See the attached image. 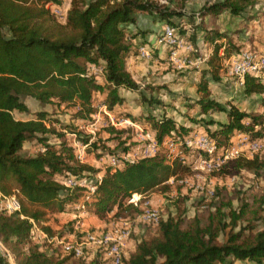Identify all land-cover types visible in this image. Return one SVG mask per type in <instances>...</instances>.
<instances>
[{
	"label": "trees",
	"instance_id": "obj_1",
	"mask_svg": "<svg viewBox=\"0 0 264 264\" xmlns=\"http://www.w3.org/2000/svg\"><path fill=\"white\" fill-rule=\"evenodd\" d=\"M187 1L0 0V200L14 197L19 204L17 211L0 210V242L15 264H73L71 258L78 259L80 264H112L101 248L92 255L89 251L92 247H87L83 256L73 257L33 238V226L53 236L54 231L48 224L50 214L74 213L72 206L83 202L88 193L85 186H66L63 178L68 175L82 178L85 174H96L99 169L76 156L74 146L62 131L74 133L71 125H61L59 131L52 125L55 122L47 124L43 111L37 112L34 119L14 118L12 111L28 110L21 99L23 96L42 104L76 106L74 117L80 120L95 111L93 99L99 96L98 103L116 117L124 115L132 121L144 118L150 122L158 152L136 160L119 156L121 164L116 170L111 172L109 166L104 169L101 179L93 181L94 192L84 201L97 217L106 216L110 211L115 218L124 210L138 212L137 206L126 203L131 194L158 187L165 190L169 177L176 179L190 170L189 163L179 157L168 163L163 147L165 138L177 139L188 133L186 127L165 115L149 114L140 119L122 113L125 110L121 89L139 93L141 101L147 100L126 67V59L137 53L133 39L143 33L141 29L129 27L136 23L139 13L174 27L194 47L200 37L211 48L204 67L198 70L196 91L200 97L196 104L203 112L215 110L225 114V122L205 121V125L216 126L205 129L216 149L230 145L234 133H245L252 138L264 136V110L247 112L231 103L226 108L210 96L208 80H220L222 61L241 49L227 38L229 33L207 28L202 21L204 16L222 11L240 16L255 0L205 3L189 13L200 19L191 31L180 23ZM64 2L67 9L62 20L45 7L47 3L63 6ZM223 39L225 44L220 41ZM90 66L98 67L99 74L91 72ZM241 89L245 96L262 95L264 109L262 77L245 74ZM148 100L159 103L155 98ZM104 130L113 134L105 140H120L121 153L130 149L123 146L126 142L121 140L123 129L109 125ZM50 137L56 141H50ZM31 138L42 149L26 154L22 152V143ZM89 138L78 134L75 137L83 144H88ZM99 141L89 144L95 147ZM179 148L184 158L191 151L205 155L184 144ZM263 167L264 161L256 152L250 157L238 155L229 159L213 172L235 175L244 170L257 174ZM249 210L247 202L241 201L233 208L228 201L225 206L215 205L205 217L197 213L188 219L181 214L167 215L153 224V235L133 240V248L121 264H234L235 260L263 264L264 228L255 230L253 222L260 217L256 209L248 215ZM0 264H8L6 258L0 256Z\"/></svg>",
	"mask_w": 264,
	"mask_h": 264
},
{
	"label": "rangeland",
	"instance_id": "obj_2",
	"mask_svg": "<svg viewBox=\"0 0 264 264\" xmlns=\"http://www.w3.org/2000/svg\"><path fill=\"white\" fill-rule=\"evenodd\" d=\"M212 1L213 0H188L183 9L184 16L180 18V23L184 24L186 29L191 31L195 28V25L199 23L200 19L197 15H191L189 13H192L203 4ZM245 14L250 17V20L252 19L251 23H258L257 25L263 28L264 0H255L252 5L248 6ZM216 19V15L208 14L202 18V21L207 28H214V21ZM229 21L232 22L233 20ZM251 23H249L250 26L246 25L241 29H236V25H233L232 29L237 32L232 30L233 32H230L227 38L237 45L239 44V40L236 36H253V25ZM220 41L224 44L226 43L224 39ZM186 42L188 43V41ZM191 46V50L184 53L192 63H182L181 66L177 67L176 64H172L171 61H169L167 50L166 58L168 63L157 58L151 63L140 65L139 70H137L138 72L132 71L135 79L139 85H141V92L146 96L147 100L141 101L139 93L135 94L130 92L124 105L125 108L122 107V109L126 110L122 113H129L140 119L142 116L149 114L155 117L165 115L174 118L177 125L186 127L189 130L188 133L180 137L178 136L177 139H173L176 141L175 151L178 157L183 159L182 161L185 163H189L190 170L188 173L176 179L174 177H169L165 181L168 185L165 190L158 187L142 193L136 205L139 209L138 212L131 209L124 210L121 216L116 217L117 219L115 220H118V225L120 224V219L126 221L128 224L130 233L126 243L133 244L134 239L149 237L154 233L153 224L155 223L146 221L140 216L144 205H146L145 207L155 209L159 219L165 218L167 215L177 214H181L188 219L196 213L205 217L209 211H212L215 205L225 206L229 201L231 207L237 208L239 203L244 201L247 202L250 207L247 214L249 215L251 213L250 211L256 209L257 215L260 217L257 221L253 222L256 225L255 230L264 228V167L257 174L243 170L235 175H220L216 174L215 171L213 172L215 168L210 169L207 165L203 164L202 159L206 161L215 159V157L222 154L224 150L234 145L238 140L237 135L247 134L234 133L231 137V144L220 149H216L214 141L209 138V133L205 129L211 130L216 126L215 124L205 125V121L213 120L225 122L226 117L223 112L215 110L203 112L196 104V100L200 97V94L196 91L197 83L199 82L198 70L204 67L202 61H205L209 57L211 51H208L210 47H208L206 42L202 39L199 40L198 46ZM136 51L138 57V47ZM180 53L183 52L180 50ZM234 54L236 53H232V55ZM90 71L99 74L98 67L90 66ZM222 71L220 80H208L210 96L222 103L226 108L228 107L227 103H231L247 112L262 113L264 110L261 106L262 97H246L242 94L237 78L228 76L223 69ZM149 97L157 99L159 103H150L148 100ZM21 99L28 110L25 112L12 111V116L14 118L20 120L34 119L37 112L43 111L46 113L48 119L47 124H51V121L55 122L52 123V125L56 127L57 130H62L61 125H71L73 127L74 133H69L68 130L64 129L62 131L65 132L66 137L70 139L74 146L76 156L81 162L88 163L99 169V172L96 174H85V176L82 177L86 186H91L94 180L101 179L104 169L111 166L110 161L113 158H118L120 156L119 158L124 160H136L141 157H148L149 155L153 156L158 152L159 147L157 150H151L150 148L151 141H155V139L152 135L149 121H146L144 118L139 121H132L129 117L124 115L116 117L112 112L107 111L104 106L100 107L98 103L99 96L93 99L95 111L88 116V118L83 120L74 117L76 106H55L53 103L42 104L27 96H23ZM109 125L123 129L124 132L121 135V140L126 139L123 146L125 145L130 148L126 153H121L122 145L118 144L120 140H116L115 138L105 140L107 137H113V134H108L104 130ZM77 134L82 136L89 135V143L94 142L96 139H100V141L95 147L91 146L89 143L83 144L75 139ZM201 136H205L213 143L214 150L211 154H206V151L200 149L195 143L197 138ZM247 137L249 141H258L259 145L257 149L254 150L249 148L248 145H242L239 153L250 157L258 152L264 161V136L252 138L247 135ZM167 138L164 139L163 143ZM49 140L56 141L53 137H50ZM186 141L190 144H186ZM181 144L202 151L205 155L202 156L200 153L191 151V154L194 153V156L192 157L190 154L184 158L179 148ZM163 147L166 152L167 145L164 144ZM41 149L42 147L34 138L28 139L22 143V152L26 154H34L37 151H41ZM120 164L119 161L114 169L116 170ZM109 170L111 172L113 171L111 167ZM65 181L66 178H63V182ZM1 203L0 201V210H3ZM81 203L82 202L76 203L72 206L75 211L72 214H50L48 224L54 231L53 237L65 242H75L83 238L84 231L99 233L108 230L114 218L112 216L113 211L108 212L106 216L97 217L86 204L81 208ZM37 240L43 241L51 245V247H58L56 242L49 243L44 239ZM86 249L87 248H85L84 251H86ZM89 249L92 255L96 253L95 247ZM129 251L130 250H127L123 259L128 257ZM0 256L6 258L8 264H15L11 254L1 242ZM70 262L73 264H80L76 258H71ZM235 263L241 264L238 260H235L234 264ZM244 264H249V262L246 261Z\"/></svg>",
	"mask_w": 264,
	"mask_h": 264
},
{
	"label": "built area",
	"instance_id": "obj_3",
	"mask_svg": "<svg viewBox=\"0 0 264 264\" xmlns=\"http://www.w3.org/2000/svg\"><path fill=\"white\" fill-rule=\"evenodd\" d=\"M50 11V13L55 16L58 20H62L65 16L63 9L58 4L47 3L45 5ZM186 31L185 34H187ZM157 42L159 44H164L167 46L168 59L172 64H176L177 67L181 66L182 63H192L184 52L191 50L192 46L186 43L185 37L178 35L174 27L164 24L162 27L161 35L158 37ZM183 47V48H182ZM180 50L183 53H180ZM153 54V47L147 45H140L138 47V57L140 59H149ZM222 69L224 72L230 76L237 78L239 85L243 83V77L245 74H252L254 76L262 77L264 76V37L262 39V44L259 49H241L238 53L230 55L222 63ZM237 142L231 145L229 149L224 150L222 154L211 160H203V164L207 165L208 168H217L220 164L225 161L235 158L239 153L240 147L242 145H248L251 149H257L258 141H249L247 135L239 134L237 135ZM175 140L173 138H167L163 143L167 145L165 156L169 163L178 157L175 151ZM186 144H190L188 141ZM195 143L200 149L205 150L206 154H211L214 150L213 143L207 139L205 136L197 138ZM151 150H157L158 144L156 141H151ZM151 156V155H149ZM148 156V157H149ZM120 160L118 158H113L110 161V167L114 171V167L117 166ZM66 186H85L88 189V193L85 195L83 202L80 204L81 208L84 207L86 200L89 198V194L93 193L95 190V184L91 186H86L85 181L82 178L74 177L68 175L66 181L63 182ZM211 195V193H210ZM141 194L133 193L128 197L126 203L137 205ZM1 207L7 212L17 211L19 209V204L14 197H3L0 200ZM142 208L140 216L146 221L157 223L159 220L158 213L155 209L145 207ZM117 218H113L110 227L104 232H90L84 231L83 238L75 242H65L53 236H48L43 231L39 230L36 226H33V238L44 239L46 242L53 243L56 242L57 246L61 249L63 253L71 254L73 257H81L84 255V250L87 247L101 248L104 252V256L110 259L112 264H121L124 256V247L129 236V227L126 221L120 219V224L118 225Z\"/></svg>",
	"mask_w": 264,
	"mask_h": 264
},
{
	"label": "crops",
	"instance_id": "obj_4",
	"mask_svg": "<svg viewBox=\"0 0 264 264\" xmlns=\"http://www.w3.org/2000/svg\"><path fill=\"white\" fill-rule=\"evenodd\" d=\"M64 1H66V0H64ZM59 6L63 9V11L65 13L66 9H67V4H65V2H64L63 6L62 5H59ZM216 17H217V19L214 21V23H215L214 28L218 29L220 32H226V33L236 31V30L232 29L233 25H236V29H241L243 26H246V25L250 26L249 23H251V21H252V19L250 20V17L247 14H245V12L242 13V15H240V16H235V15H231V14L227 13L226 11H222V12H219L218 14H216ZM229 20H233L232 21L233 23L230 22ZM251 24L253 25V28H252L253 36H251V35H249L250 37H242V35L236 36V38L239 40L240 49H244V48L259 49L261 47L262 39L264 37V22L262 23L263 28L259 27L257 25L258 23L255 24V22H252ZM163 26H164V23L162 21H160L157 18L151 17L150 15H147L145 13H139L137 15L136 23L134 25L129 26L130 29H132V30H135V28L143 30V33L136 35L133 39V42L137 45V47H139L140 45H147V46L153 47V54H152L150 59H140L137 57V55L130 56L129 58L126 59L127 70L130 72L132 78L136 81V83H138V82L135 79L132 71L139 70L140 65H144L146 63H151V62L155 61V59H157V58H159L161 61H163L165 63H168L167 58H166L167 46L164 44H159L157 42L158 37L161 35ZM245 36H247V35H245ZM199 40H201L200 37L197 38L195 45L198 46ZM188 43L191 44L190 42H188ZM202 47H203V45H202ZM208 51L210 52L211 48H209ZM221 51L222 50L220 49L219 53H221ZM202 62L204 64V61H202ZM262 78L264 79V76H262ZM239 86L241 88V85H239ZM241 91H242V89H241ZM130 92L138 94L136 92L129 91L126 89L120 90V94L124 98V102H123L122 107H124L126 100H127V96H128V94H130ZM251 96H261L262 97V95H251ZM246 97H249V96H246ZM99 105H100V107L103 106L101 103H99ZM124 110H126V109H124ZM132 248H133V244L126 243L125 247L123 249L124 255L126 254L127 250L131 251ZM239 262L241 264H244V262H246V261H239Z\"/></svg>",
	"mask_w": 264,
	"mask_h": 264
}]
</instances>
